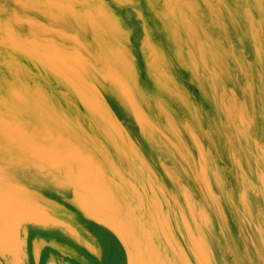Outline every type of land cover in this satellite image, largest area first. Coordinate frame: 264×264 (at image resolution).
<instances>
[{"label": "snow or ice", "instance_id": "1", "mask_svg": "<svg viewBox=\"0 0 264 264\" xmlns=\"http://www.w3.org/2000/svg\"><path fill=\"white\" fill-rule=\"evenodd\" d=\"M0 264H264V0H0Z\"/></svg>", "mask_w": 264, "mask_h": 264}, {"label": "bare ground", "instance_id": "2", "mask_svg": "<svg viewBox=\"0 0 264 264\" xmlns=\"http://www.w3.org/2000/svg\"><path fill=\"white\" fill-rule=\"evenodd\" d=\"M108 99L111 101V98L108 97ZM113 110L117 113V116L120 118L121 123L124 125V127L129 131L130 135L133 137L134 140H136L139 144V147L141 150L145 153V155L150 160H155L153 151L141 137L139 134L138 128L134 125L132 118L126 114L119 105L116 104L115 101H111ZM93 134L97 137H100L101 140H103L102 134L99 132V130H94ZM77 223L79 224L80 228L83 230L84 234L87 235L89 233H95L97 230H99L100 226L94 224V222L87 220L86 218H78ZM67 239V238H64ZM75 247L79 248V245H76ZM81 256H84V251H81ZM86 258V257H85Z\"/></svg>", "mask_w": 264, "mask_h": 264}]
</instances>
